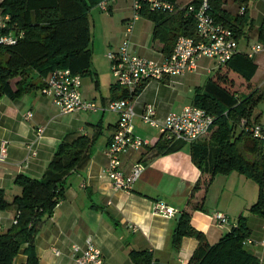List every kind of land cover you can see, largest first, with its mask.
Wrapping results in <instances>:
<instances>
[{
	"label": "crops",
	"instance_id": "0c3cea01",
	"mask_svg": "<svg viewBox=\"0 0 264 264\" xmlns=\"http://www.w3.org/2000/svg\"><path fill=\"white\" fill-rule=\"evenodd\" d=\"M196 1L176 0L178 10L175 13ZM233 1L239 3V0ZM258 1L264 4L261 0H248L246 4L249 22L241 28L242 33L238 37V48L243 54L249 51L252 44L260 43L258 31L264 22V12L250 13L249 10L250 4H254L256 9ZM227 2L223 0L222 8L234 17L238 8L235 14L230 13ZM136 14L133 0H112L108 14L96 7L88 14L90 68L88 74L82 76L81 95L84 101L96 105V112L62 114L41 94L45 80L34 74L30 80L33 87L28 92L14 100L0 97V152L3 144L6 148V157L0 162V190L11 187L18 175L42 179L47 165L65 139L71 141L77 136L85 137L90 144L83 153L80 165L66 177L64 199L44 219L36 235L39 264H73L72 247L83 248L87 239H91L100 250L105 264H135L130 257L132 251L150 253L155 264H187L198 241L185 237L180 248L175 250L172 235L176 217L167 219L157 214L155 206L158 203L176 209L178 214L189 212L191 227L203 234L209 245L216 244L230 233L232 225H237L243 217L250 231L247 239L253 243L247 247L251 246L260 264H264V246L261 245L264 241V219L249 213L257 200L249 187V182L253 181L236 172L216 175L210 180V175L201 172L193 163L190 155L192 144H167L156 129L141 121L140 116L147 105L154 107L159 119L192 106L195 97L204 92L208 80L217 71L213 61L202 58L194 73L143 84L132 102L135 111L132 123L134 133L147 144L137 152L121 156L125 174L138 164L143 166V173L130 191H114L105 175L108 166L105 151L118 122V115L109 112L108 107L113 101L121 100L123 93L110 73L106 55L117 52L125 39L129 40L133 54L158 63L164 62L172 49L170 47L163 53L161 45L154 42V23L140 15L135 17ZM4 21L0 15V27ZM129 23H132V30L127 34ZM254 30H257L256 33ZM252 35L254 41L250 39ZM261 55L260 61L264 64V53ZM256 56L253 62L258 67L257 74L259 63L255 61ZM255 76L251 81L256 86L254 99L258 98L257 89H262L264 85V76L260 84L254 83ZM27 113L32 115L30 120L24 119ZM259 116L256 108L255 119L240 118L234 124L235 137L231 142L241 135L247 137L241 127L243 121L264 124ZM232 122L229 120L228 123L231 125ZM38 128H43V135L33 147L35 155L32 156L27 147L35 142ZM216 130L214 127L195 143L207 147V163L216 149L212 137ZM237 148L241 154L245 150L242 142ZM237 184L242 186L243 198L236 202ZM197 185L198 189L194 190ZM227 191L231 194L226 195ZM201 200V208L191 210V203L197 204ZM215 212L226 215L230 225L218 227L212 218ZM16 214L14 209L0 211V235L15 227L13 221ZM25 248L26 245L21 248L14 264H25ZM54 251L59 255H55Z\"/></svg>",
	"mask_w": 264,
	"mask_h": 264
},
{
	"label": "trees",
	"instance_id": "16d2710c",
	"mask_svg": "<svg viewBox=\"0 0 264 264\" xmlns=\"http://www.w3.org/2000/svg\"><path fill=\"white\" fill-rule=\"evenodd\" d=\"M104 0H2L0 15L5 19L0 27V37H12L11 45L0 43V97L14 100L32 87L33 74L45 80L59 69H69L73 74L84 76L90 68V28L88 14ZM109 3L112 0H105ZM175 6L176 0H159ZM201 0L189 5L197 6ZM210 14L216 22L234 28L237 37L241 28L248 24V10L243 15L231 17L223 10V0H208ZM248 0H239L238 10ZM138 15L151 20L155 25L154 42L161 45L166 53L180 36L195 38V22L185 16V10L167 13L151 11L148 3L141 1ZM258 41L264 47V22L258 31ZM257 65L244 54L234 56L224 67L217 69L208 80L204 92L195 97L193 106L205 110L215 117L210 131L216 127L213 140L216 149L207 163L206 146L192 144L190 155L197 168L210 175H228L236 172L253 181L258 187L256 202L249 213L264 219V155L260 145L250 137H235L234 129L240 118L255 119L257 102L263 95L254 99L252 90L244 99L236 97L237 88L251 89V81ZM34 77V76H33ZM45 84V83H44ZM144 84V83H143ZM141 84L132 94L122 90V99L133 102L141 91ZM44 87V85H43ZM42 87V88H43ZM229 120L233 121L231 125ZM244 144L248 154H258L260 160L249 163L237 146ZM90 140L85 137L65 139L57 148L52 160L40 180L18 175L12 186L0 190V211L14 209L19 213L15 227L0 235V264H14L21 248L26 245L25 264H39L35 238L55 207L64 199L67 189L66 177L80 165L83 153ZM198 189V185L194 190ZM203 201L192 204L191 210L201 208ZM172 235V246L180 248L185 237L195 238L197 248L187 264H260L254 253L243 245L250 236L245 219L240 217L237 228L232 229L216 244L209 245L203 234L190 225L191 216L187 211L180 213ZM130 257L135 264H155L147 252L132 251Z\"/></svg>",
	"mask_w": 264,
	"mask_h": 264
},
{
	"label": "built area",
	"instance_id": "2783aa9c",
	"mask_svg": "<svg viewBox=\"0 0 264 264\" xmlns=\"http://www.w3.org/2000/svg\"><path fill=\"white\" fill-rule=\"evenodd\" d=\"M141 1L148 3L151 11L160 10L167 13H175L178 8L159 0H133L134 9H140ZM264 2V0H261ZM246 5H242L238 15H243ZM97 8L108 14L110 3L102 1ZM185 16L191 17L195 22V38L180 36L176 39L172 53L164 62L148 60L133 54L130 50V42L125 39L115 53L106 55L110 65V73L118 87L132 95L138 87L145 82H161L164 79L183 77L187 73L197 70L198 61L202 58L213 61L215 69L224 67L234 56L243 54L238 48V37L234 28L223 23L216 22L210 14L208 0H201L195 5H187ZM138 15L136 14L135 17ZM132 30V23L126 27L127 34ZM15 42L12 37H0L1 44L11 45ZM264 53V47L260 43L252 44L249 51L244 54L253 59L257 54ZM82 77L73 74L69 69H59L51 72L45 79L41 94L48 98L62 114L77 113L79 111L96 112L98 108L92 102L84 101L81 95ZM108 111L118 115V122L112 138L105 151L108 166L105 175L110 180L114 191H130L142 173L143 166L135 165L125 174L122 168L121 156L130 152H137L147 143L134 133L133 118L134 107L128 99L113 101ZM32 115L27 113L25 120H30ZM141 121L144 125L156 129L161 139L171 144L182 142L193 144L201 140L210 132L215 117L196 106H186L178 114H169L163 119L156 116L152 105H147L142 114ZM243 132L260 145L264 155V124L254 121H243ZM43 128H38L36 140L27 147L30 155H35L34 146L42 139ZM6 157V148L3 144L0 152V162ZM155 212L167 219H174L178 211L176 209L158 203ZM19 213L17 212L13 224L16 225ZM212 218L218 227L229 226V219L220 212L212 214ZM237 225H232L236 229ZM253 244L250 240L243 241V245ZM264 246V241L261 243ZM55 255L59 252L54 251ZM73 264H105L100 250L91 239H87L83 248L72 247Z\"/></svg>",
	"mask_w": 264,
	"mask_h": 264
},
{
	"label": "rangeland",
	"instance_id": "374dc122",
	"mask_svg": "<svg viewBox=\"0 0 264 264\" xmlns=\"http://www.w3.org/2000/svg\"><path fill=\"white\" fill-rule=\"evenodd\" d=\"M227 7H228V9H229V11H230V13H232V14H235L236 13V10H237V7H238V4L237 3H234V1L233 0H228V2H227ZM249 10H250V13H252V12H254L255 13V11L257 12L258 11V13L260 12V13H262V12H264V4L262 3V2H260V1H258L257 2V7H256V9H254V4H250V6H249ZM257 13V14H258ZM248 31V29H246V32ZM255 31V33H256V31L257 30H254ZM246 32H244V33H246ZM250 39H251V41H254V37H253V35L250 37ZM261 58H262V55L261 54H259V55H257L256 56V58H255V61L257 62V63H259L258 65H259V69H258V72H257V74H256V76H255V78H254V83L255 84H260L261 82H262V80H263V76H264V64L262 63L261 64ZM256 89V86H254V85H251V89L249 90V89H246L245 87H244V85L243 86H239L238 88H237V92H236V97H238V99H240V100H242V99H244L248 94H250V92L252 91V90H255ZM260 89V88H259ZM257 89L258 91H257V96L258 97H260L261 95H263V91H262V89ZM257 110H258V113H259V120L260 121H263L264 120V96H263V98H261L258 102H257ZM241 151H242V149H241ZM242 155L245 157V159L249 162V163H255V162H258L259 160H260V156L256 153V154H254V155H252V154H248L247 152H244V151H242ZM250 184H249V187H250V191H252V193H254V196H255V198H257V191H258V187H257V185L254 183V182H249ZM247 186V185H246ZM235 188H236V192H235V194H236V198H237V200H236V202L237 201H239V200H241L242 198H243V191H241V189H242V186L240 185V184H237L236 186H235ZM244 189H246V187L244 188ZM247 190L249 191V189H248V187H247ZM226 195H228V194H231V191H227L226 193H225ZM246 194H247V192H246ZM235 198V199H236ZM236 206V204L234 205V207ZM248 249L249 250H251L252 251V248H251V246H249L248 247Z\"/></svg>",
	"mask_w": 264,
	"mask_h": 264
},
{
	"label": "water",
	"instance_id": "95a60500",
	"mask_svg": "<svg viewBox=\"0 0 264 264\" xmlns=\"http://www.w3.org/2000/svg\"><path fill=\"white\" fill-rule=\"evenodd\" d=\"M181 215L180 214H177L176 216V222H178V220L180 219Z\"/></svg>",
	"mask_w": 264,
	"mask_h": 264
}]
</instances>
